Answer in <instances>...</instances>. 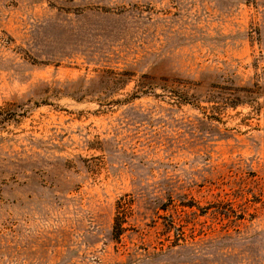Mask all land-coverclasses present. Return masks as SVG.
Instances as JSON below:
<instances>
[{
  "label": "rangeland",
  "instance_id": "obj_1",
  "mask_svg": "<svg viewBox=\"0 0 264 264\" xmlns=\"http://www.w3.org/2000/svg\"><path fill=\"white\" fill-rule=\"evenodd\" d=\"M0 264H264V0H0Z\"/></svg>",
  "mask_w": 264,
  "mask_h": 264
},
{
  "label": "trees",
  "instance_id": "obj_2",
  "mask_svg": "<svg viewBox=\"0 0 264 264\" xmlns=\"http://www.w3.org/2000/svg\"><path fill=\"white\" fill-rule=\"evenodd\" d=\"M119 208V204L117 206ZM122 217L120 216L119 212L115 215L114 223L112 226V236L113 239L118 240L119 236L121 235L122 231L124 230V227L122 225Z\"/></svg>",
  "mask_w": 264,
  "mask_h": 264
}]
</instances>
